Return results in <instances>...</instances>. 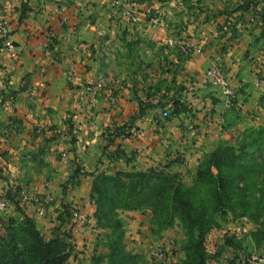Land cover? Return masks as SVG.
Segmentation results:
<instances>
[{
    "label": "crops",
    "instance_id": "crops-1",
    "mask_svg": "<svg viewBox=\"0 0 264 264\" xmlns=\"http://www.w3.org/2000/svg\"><path fill=\"white\" fill-rule=\"evenodd\" d=\"M113 1L0 0L15 44L8 52L0 38V86L17 92L12 111L0 106V200L40 198L44 214L32 204L25 214L46 238L78 248L92 231L68 218L78 203L94 219L96 168L168 165L192 182L207 154L246 129L252 109L264 113V0H130L134 21ZM247 1L250 12L238 9ZM180 40L202 54L183 55ZM214 63L231 81L232 107L206 78ZM98 80L106 88L92 101L85 91ZM112 133L123 156L116 165L99 161Z\"/></svg>",
    "mask_w": 264,
    "mask_h": 264
},
{
    "label": "trees",
    "instance_id": "trees-1",
    "mask_svg": "<svg viewBox=\"0 0 264 264\" xmlns=\"http://www.w3.org/2000/svg\"><path fill=\"white\" fill-rule=\"evenodd\" d=\"M252 8L247 1L238 9L250 12ZM259 17L264 24V16ZM16 95L8 86H0V106ZM113 136L107 137L99 161L116 165L123 156L112 148ZM78 175L79 170L71 180ZM91 175L94 224L108 231L103 244L106 252L94 256L93 264L144 263L141 255L127 249L122 220L126 212H149L160 234L179 223L186 238L179 264H207L206 239L220 227L217 216L223 209L257 224L252 240L258 247L264 243V125L244 131L235 142L223 143L207 154L191 184L165 167L145 171L96 168ZM17 196L9 192L6 197L22 219L0 217V264H68L74 252L72 242L59 235L46 238L25 214ZM60 219L62 224L67 221L64 216ZM226 243L235 246L233 240Z\"/></svg>",
    "mask_w": 264,
    "mask_h": 264
},
{
    "label": "rangeland",
    "instance_id": "rangeland-1",
    "mask_svg": "<svg viewBox=\"0 0 264 264\" xmlns=\"http://www.w3.org/2000/svg\"><path fill=\"white\" fill-rule=\"evenodd\" d=\"M261 106H263L264 110V100L261 102ZM256 112L258 111L252 109L248 117L251 122L245 126L246 129H240L238 131L235 135V140L240 138L244 131L252 128H260L264 125V121L261 123L259 120L260 116L262 117L261 120H264V113L259 115ZM164 167L168 168V165ZM118 169H122V167L116 170ZM182 179L187 184H191V178L188 180V178L182 177ZM22 195L20 193L16 197L20 203ZM1 199L9 201L6 196L4 198L1 197ZM9 204L13 206L11 201ZM21 206L25 210L28 205L23 206L21 204ZM78 206L77 203L74 208ZM13 207L16 210V207ZM4 213L0 214V217ZM16 214L14 216L10 214L4 216L16 220L22 219L19 211ZM86 214L88 215V213ZM217 219L220 227L214 229L206 239L208 253L207 264H231V262L233 264H264V243L258 247L251 237V234L258 229L257 224L246 218H237L227 209H223L217 216ZM122 220L125 223V243L127 249L135 254L141 255L144 258V263L142 264H179L183 259V245L186 238L179 223L174 228L160 234L157 233V229L152 222V217L149 212H138L135 215L129 216L122 215ZM91 231L93 238L88 239L89 241H82L79 248L73 243L74 255L70 258L68 264H93L95 257L97 258L103 251L106 252L103 244H105L104 240L108 231L99 229L94 223L91 226ZM227 240H233L235 246L227 245ZM160 250L166 256L164 261L159 260L158 254Z\"/></svg>",
    "mask_w": 264,
    "mask_h": 264
},
{
    "label": "built area",
    "instance_id": "built-area-1",
    "mask_svg": "<svg viewBox=\"0 0 264 264\" xmlns=\"http://www.w3.org/2000/svg\"><path fill=\"white\" fill-rule=\"evenodd\" d=\"M113 7L117 9H121V13L123 17L128 18L129 20L134 21L136 18L133 14V5L130 0H114ZM0 38L3 41V47L8 52L15 51V44L12 39V31L10 24L0 17ZM180 52L183 55H189L192 53L202 54V49L195 43L187 42L185 40H180L178 43ZM206 78L211 83L213 87H215L219 92H221L227 98V105L232 107L233 100L235 99L234 91L232 90L231 81L225 75L222 68L214 63L206 72ZM259 86V84H257ZM106 88V84L104 80H98L87 86L85 91V95L88 99L94 101L96 100L101 92ZM109 101L111 104H115L116 101L114 97L110 96ZM15 97L6 101L1 105V109L5 112H10L14 109ZM170 116V112L167 109L162 111V118L166 119ZM136 136L143 135V131L139 130L135 132ZM21 204L25 205H34L38 211L43 215L45 211L44 202L37 197H31L29 195L23 194L20 198ZM50 200L49 202H51ZM9 201L0 200V214L6 212L9 209ZM70 225H79L81 229H90L93 225V219H91L79 206L74 208L71 213ZM159 260L164 261L166 256L163 254L162 250H160Z\"/></svg>",
    "mask_w": 264,
    "mask_h": 264
}]
</instances>
